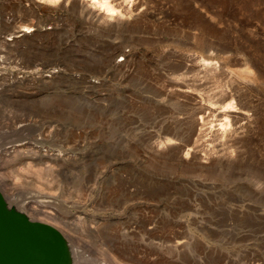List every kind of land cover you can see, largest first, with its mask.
<instances>
[{"label": "rangeland", "instance_id": "1", "mask_svg": "<svg viewBox=\"0 0 264 264\" xmlns=\"http://www.w3.org/2000/svg\"><path fill=\"white\" fill-rule=\"evenodd\" d=\"M107 1L0 0L2 220L59 264H264V0Z\"/></svg>", "mask_w": 264, "mask_h": 264}, {"label": "water", "instance_id": "2", "mask_svg": "<svg viewBox=\"0 0 264 264\" xmlns=\"http://www.w3.org/2000/svg\"><path fill=\"white\" fill-rule=\"evenodd\" d=\"M0 219L2 220L1 216ZM3 221V220H2ZM4 222V221H3ZM1 224V223H0ZM2 225V224H1ZM0 225V264H59L51 237L45 233L13 230ZM14 233V234H13ZM35 238L39 243L31 240ZM35 240V241H36Z\"/></svg>", "mask_w": 264, "mask_h": 264}, {"label": "bare ground", "instance_id": "3", "mask_svg": "<svg viewBox=\"0 0 264 264\" xmlns=\"http://www.w3.org/2000/svg\"><path fill=\"white\" fill-rule=\"evenodd\" d=\"M54 1H57V0H54ZM96 4L97 5V7H99V9L100 10H102V11H104L107 15H110L111 17L113 16V14L115 13V9L110 5V3L107 1V0H92V5L93 4ZM105 5H106V7H105ZM28 29V28H27ZM22 33H24V34H22ZM28 33V31L27 30H23V31H20V34H19V36L18 37H14V38H12V39H9L8 40V42H10L11 44H15V43H19L18 42V38L20 39V38H22L23 36H25V34H27ZM166 133V132H165ZM169 133H171V131L169 132ZM173 134V133H172ZM171 134V135H172ZM176 134V133H175ZM174 137V136H173ZM165 139H167V141H172L173 139L172 138H165ZM21 144V143H20ZM28 145V144H27ZM32 145V144H31ZM21 146H23V145H17V146H14V145H12V146H10L9 148H6V146L1 150V154L2 155H4L3 157H7L8 156V153L10 152L9 150L11 149V150H13V152L16 150V148H18V147H21ZM29 147V146H28ZM19 152V151H18ZM12 153V152H11ZM40 161H42V162H45V161H50V159L49 158H45L44 160H40ZM37 204H42V205H45V202H43V201H41L40 203H38V202H36ZM48 204V203H47ZM7 206V205H6ZM10 208V207H9ZM32 221V220H31ZM36 222V221H35ZM0 223L2 224V225H4V226H2L1 224V227H4V229L5 230H7L9 233H12L13 232V230H15V229H13V227H11L10 225H8V224H6L5 222H3L1 219H0ZM41 223V222H40ZM37 230H39V229H43V228H41V227H38V226H36L35 227ZM14 234V233H13ZM31 240L33 241V242H35V243H37V244H39L40 245V243L35 239V238H31ZM36 240V241H35Z\"/></svg>", "mask_w": 264, "mask_h": 264}, {"label": "clouds", "instance_id": "4", "mask_svg": "<svg viewBox=\"0 0 264 264\" xmlns=\"http://www.w3.org/2000/svg\"><path fill=\"white\" fill-rule=\"evenodd\" d=\"M93 6L96 7L97 5L94 3ZM105 7H106V5H105Z\"/></svg>", "mask_w": 264, "mask_h": 264}]
</instances>
